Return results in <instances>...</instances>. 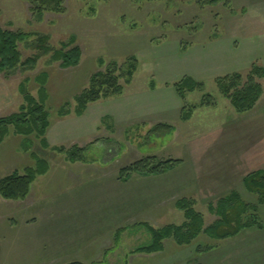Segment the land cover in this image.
Listing matches in <instances>:
<instances>
[{"label": "rangeland", "instance_id": "1", "mask_svg": "<svg viewBox=\"0 0 264 264\" xmlns=\"http://www.w3.org/2000/svg\"><path fill=\"white\" fill-rule=\"evenodd\" d=\"M228 1L229 6L220 3L200 7L196 0H65L64 12L38 16L23 0H0L3 29L20 30L33 39L47 36L55 49L74 38L82 50L81 63L70 69L61 68L48 55L33 68L20 67L9 75L0 74L14 101L4 114L17 113L24 103L20 93L23 83L39 99L36 77L46 74L45 105L51 115L46 134L51 149L41 152L35 138L25 140L12 132L0 145V179L35 164L30 153L25 152L30 147L31 152L45 157L55 171L62 169V163H77L74 171L87 180H101L103 185L114 178L128 182L132 189H149L154 181L139 185L136 180L142 177L133 174L123 182L120 172L139 160L156 157L183 161L172 171L157 175L164 183L169 180L170 188L173 182L193 172L199 178L196 187L228 183L227 194L237 191L245 201L257 204V197L246 191L242 181L248 174L264 169V78L258 79L262 87L259 102L246 113L232 107L217 80L237 73L246 77L253 66L264 68V0ZM20 51L24 62L36 53L27 44H22ZM131 56L139 60V69L131 83L121 80L123 93L90 104L84 113L93 119L102 116L101 119L92 123L90 117L76 116L77 99L89 88L92 77L106 71L110 64L127 71L124 65ZM187 77L204 84L205 90L189 93L184 100L176 85ZM204 95L211 96L214 104L201 106ZM184 106V111L192 114L187 122L181 120ZM64 107L69 108L70 115L60 117ZM160 124L170 125L173 131H153ZM56 148H64L63 153L53 152ZM73 148L82 150L83 161L68 160L64 152ZM36 187L32 186L23 201L0 198V264H48L54 260L42 259V255L53 254L55 248L48 253L36 242H26L33 236L23 229L33 221L31 206L36 203V211L44 217L36 215L33 222H49L47 211L40 208L49 195L35 193ZM190 195H165L163 211L152 218V226L135 219L114 231L106 248L93 247L91 259H87L92 263L88 264H264L261 204L256 212L263 229H244L219 242L201 235L190 246L169 240L164 242L162 252L146 257L149 254L139 253L152 241L148 227L161 229L185 222L184 214L175 207L181 198L194 201L206 227L218 220L208 206L216 204L223 194ZM158 207L157 204L149 211H159ZM112 252L113 261L106 258Z\"/></svg>", "mask_w": 264, "mask_h": 264}, {"label": "trees", "instance_id": "2", "mask_svg": "<svg viewBox=\"0 0 264 264\" xmlns=\"http://www.w3.org/2000/svg\"><path fill=\"white\" fill-rule=\"evenodd\" d=\"M29 5L31 13L43 16L45 13L64 12L65 0H23ZM200 7L214 6L223 3L229 6L228 0H196ZM27 44L32 47L35 54L29 57L25 62L22 60L20 46ZM52 57L51 61L59 63L61 68L70 69L78 66L82 59V50L75 45L72 38L68 43H62L61 48L55 49L49 44V37L38 36L33 39L32 35L23 31L5 30L0 26V74L9 75L18 68L36 66L37 62L45 56ZM127 71L118 68L116 64H110L106 71L95 74L90 82L89 88L77 99L76 116L81 117L86 112L88 106L103 98L118 96L123 93L124 87L121 80L131 83L139 69V60L135 56L127 59L124 65ZM264 78V68L253 66L252 70L244 77L241 74L226 76L217 80V85L222 95L228 99L232 107L238 113L252 111L262 96V87L258 79ZM39 84V99H36L28 91L25 83L20 86V93L23 96L24 103L20 106L17 113L0 118V145L7 137L18 135L25 140L35 138L40 143L41 152L51 149L46 134L51 126L50 113L46 109L47 101V83L48 77L42 73L36 77ZM177 86V91L181 98L186 99L187 94L196 91L204 92V84L198 83L187 77ZM201 106L213 105L211 96L204 95ZM68 106V105H67ZM181 114V120L187 122L191 119L190 111H184ZM70 115V110L64 107L60 117ZM160 134L170 133L173 128L170 125L160 124L153 130ZM25 145L27 143L24 142ZM28 144V143H27ZM63 153L64 148L53 149V152ZM30 153V157L35 164L27 167L23 172L15 171L12 174L0 179V198L4 201H23L32 189V186L38 178L45 176L50 171V163L41 154L31 152L30 147L25 150ZM70 162L83 161L82 150L73 148L69 152H64ZM181 160H159L156 157H148L139 160L131 166L124 168L120 172V179L126 182L128 178L136 174L141 177H151L165 174L178 165ZM243 185L246 191L257 197V204L245 201L242 195L237 191H232L219 198L216 204L208 206L211 215L218 218L214 223L206 227L203 214L195 209L194 201L190 198L179 199L175 207L184 214L185 222L182 225H167L161 229L148 227L152 241L139 253L155 254L164 250V242L174 241L179 246H190L201 235H206L214 241H224L240 234L244 229L257 227L263 229V224L257 220V205H264V169H260L248 174L243 179ZM70 264H82L74 262Z\"/></svg>", "mask_w": 264, "mask_h": 264}, {"label": "crops", "instance_id": "3", "mask_svg": "<svg viewBox=\"0 0 264 264\" xmlns=\"http://www.w3.org/2000/svg\"><path fill=\"white\" fill-rule=\"evenodd\" d=\"M12 103L14 101L9 92L8 83L0 79V118L11 115L4 114V111L13 106ZM84 117L90 116L86 114ZM101 117L95 116L94 119L90 117V121L93 123V120L97 121ZM95 127L98 128V126ZM76 165L77 163H62V169L57 171L52 167L45 176L40 177V180L38 179L33 185L34 187L37 186L35 193L49 195L47 203L40 207L47 211L46 216L49 222L41 225L37 224V221L33 222L37 219L36 215H42L38 210L36 211L35 203L31 206L33 209L29 213L36 219L32 217V223L22 227L27 229V233H33V236L27 238L26 242L29 240L32 243L36 242L38 248L47 249V252L50 248H55L53 254L48 252L49 255H42V259H54L48 261V264L92 263L87 259H91L93 247L106 248V241L109 240V236L114 231L129 226L135 219L139 220L137 223L146 222L151 225L154 222L152 218L163 211L162 204L165 195L182 194V192H189L190 196L199 194L203 197L210 193L223 194V196L227 194L228 183L204 186L203 188L196 187L199 178L193 172L186 173L189 175L179 178L175 183L173 182L172 188L169 187V180L164 183L157 176H151L136 180L139 185H144V181L147 183L154 181L149 189L148 187L146 189L138 187L132 189L128 182H117L114 178L106 180L103 185L99 183L101 180H87V177L74 171ZM150 194L153 195V198L150 197ZM157 204L159 211H155V209L152 210L153 213L149 211ZM41 218H44L43 215ZM54 218L56 220H53ZM173 243L175 242L173 241ZM99 245L100 247H98ZM114 255L115 253L112 252L108 256L106 255V258L113 261ZM146 256L150 255H144V257ZM38 263L46 264L45 262Z\"/></svg>", "mask_w": 264, "mask_h": 264}]
</instances>
